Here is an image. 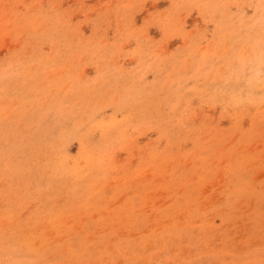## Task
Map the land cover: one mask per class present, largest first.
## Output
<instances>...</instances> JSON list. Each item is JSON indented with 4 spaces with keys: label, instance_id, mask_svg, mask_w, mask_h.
I'll return each instance as SVG.
<instances>
[{
    "label": "rangeland",
    "instance_id": "1",
    "mask_svg": "<svg viewBox=\"0 0 264 264\" xmlns=\"http://www.w3.org/2000/svg\"><path fill=\"white\" fill-rule=\"evenodd\" d=\"M0 264H264V0H0Z\"/></svg>",
    "mask_w": 264,
    "mask_h": 264
}]
</instances>
